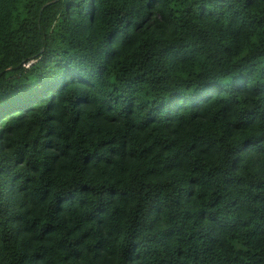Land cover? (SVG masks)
<instances>
[{"label":"trees","instance_id":"1","mask_svg":"<svg viewBox=\"0 0 264 264\" xmlns=\"http://www.w3.org/2000/svg\"><path fill=\"white\" fill-rule=\"evenodd\" d=\"M0 0V264H264V0Z\"/></svg>","mask_w":264,"mask_h":264},{"label":"water","instance_id":"2","mask_svg":"<svg viewBox=\"0 0 264 264\" xmlns=\"http://www.w3.org/2000/svg\"><path fill=\"white\" fill-rule=\"evenodd\" d=\"M53 1H55V0H48V1H46V2L42 5V7L40 8V11L43 9V7H44L45 5H47V4H49V3L53 2Z\"/></svg>","mask_w":264,"mask_h":264}]
</instances>
